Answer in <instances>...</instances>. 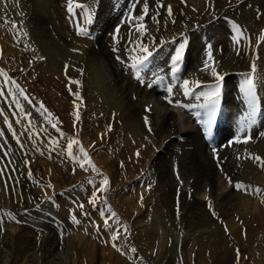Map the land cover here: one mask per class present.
Masks as SVG:
<instances>
[{
    "label": "bare ground",
    "instance_id": "6f19581e",
    "mask_svg": "<svg viewBox=\"0 0 264 264\" xmlns=\"http://www.w3.org/2000/svg\"><path fill=\"white\" fill-rule=\"evenodd\" d=\"M107 1L109 0H72V5H81L89 12L76 6L72 7L71 13L68 11V0L60 1V7L64 5V9H60L62 11L54 17V23L59 24L55 29L60 39L58 42L56 40L57 47L44 34L50 33L44 26L42 5L38 1L2 0L0 5V17L12 21L21 18L22 22L16 27L31 38L25 40L27 44L21 47L26 54L36 56V64L42 70L52 61L55 53L57 57L62 47L71 45L76 55L74 59L71 58L68 75L71 80L80 81L83 90L81 96L89 107L88 114L94 113L93 115H99L109 122L110 140L119 148L118 157L132 156L134 159L128 166L137 162V167H125V171L130 174H127L128 177L138 179L135 184L129 181L132 184L118 190L115 201L110 200L112 197L106 198L109 193H103L107 202L104 214L109 223L107 227L99 229L107 241V245L100 246L102 260L99 264H264V165L255 160L256 156L264 160V41L260 40L264 32H257L264 22V0L151 1L152 11L143 21L137 17L131 19L133 15L115 16L112 13L115 12L113 5ZM114 2L123 5L126 3L121 0ZM161 4L165 7H160ZM140 5H145V1L141 0ZM169 5L172 7L171 17L167 13L166 6ZM142 8L144 6L141 10ZM71 14L78 15L80 26L85 28L90 24V27L94 26L96 30L102 31L100 37L103 42L100 39L82 40V43L87 42L85 48L74 43L76 35L67 23L70 21L67 15ZM91 14L105 18L106 25L101 21L97 22ZM220 15L228 18H221ZM121 18L125 21V18H129L126 26L128 32H123V41L112 52L107 50L105 32ZM140 23L145 25L144 35L136 31ZM234 25L244 33L242 45H237L232 40ZM20 28H26L29 32ZM34 37L36 39L32 40ZM40 37L47 38L48 41L44 43L45 41L39 40ZM183 37H187L189 43L180 64L182 80L179 83L187 79L193 90L189 97H184L182 90H179L186 101L191 99L197 101V104L203 103V97L197 100V95L209 91L216 83L210 71L203 69L207 56L206 44L211 43L213 46L217 71L225 77L221 97L225 115L220 132H230L231 107L236 106L244 112L242 123L245 122L249 109L240 92V85L251 73V64L256 63L257 72L254 76L258 89L257 114L252 126L238 135L241 140L250 136L247 143H234L233 139L216 151H206L197 131L184 113L162 104L152 90L138 87L134 77L129 76L134 58L142 55L138 47L141 42L146 43L153 52L150 59L156 58L162 65H167L171 63L175 49ZM98 53L103 57L102 65L97 59ZM80 56L86 57L89 62H83ZM115 56L123 63L114 59ZM56 64H52V69H56ZM100 79H103L105 88ZM196 81L201 84L198 91L195 90ZM74 86L78 88L76 84ZM35 110L41 109L36 106L34 113ZM146 119L148 124H145ZM0 127H3L1 121ZM149 127L151 131L148 130ZM0 140V169L8 170L13 160L17 170L21 172H18L21 174V182H24L23 173L27 167L23 165V150L12 143L6 131L0 136ZM5 149L7 155L4 154ZM136 153H140L139 157ZM109 169L114 168L109 164L100 168L104 170V176L110 179L111 189L115 185L113 175L125 178L126 172L121 169V175H118L116 170L110 173ZM0 176L10 178L6 173ZM37 180L43 188V180ZM236 184L242 185L243 190H238ZM35 191L37 190H28V197L20 199L17 195L10 196L9 201L8 197L4 199L0 188V264H78L80 253L95 254L99 246L94 237L99 235L96 233L93 237L88 236L90 239L87 241L82 238L85 232L92 235L90 232L95 229L89 231L87 227L91 225L81 219L79 225H74L71 219L63 216L65 211L52 208L46 202L37 207L32 200L37 202L43 195H37ZM29 201L33 204L27 203ZM209 202L216 216L209 210ZM43 206L54 211L41 212L39 208ZM111 212L116 213V216L112 217ZM58 214L63 217L60 223H55L53 217ZM98 214H92L91 221L93 226L95 220L100 227L104 224V219ZM25 218L43 221L48 218L47 221H53L60 228L48 223L43 225L40 232H36ZM113 225L119 228V233L125 232L130 236L128 243L123 247L118 246L120 254H116L117 249L112 246L118 242L111 239L116 234L115 228L110 227ZM132 248L136 252L133 253Z\"/></svg>",
    "mask_w": 264,
    "mask_h": 264
},
{
    "label": "rangeland",
    "instance_id": "374dc122",
    "mask_svg": "<svg viewBox=\"0 0 264 264\" xmlns=\"http://www.w3.org/2000/svg\"><path fill=\"white\" fill-rule=\"evenodd\" d=\"M4 2H7V0H3ZM39 2L41 5H42V9H41V14H42V16H43V18H44V26H45V28L47 29V31L50 33L49 35H51L50 37H49V35L48 34H46L45 32H44V34L46 35V36H48V38H49V40L56 46L57 45V42L60 40L59 39V37L57 36L58 34H57V32H56V27H59V24L58 23H54V20H55V18H56V16H57V14L58 13H60L62 10H60V9H64V5L62 6V7H60V4H61V2H62V0H36V2ZM61 1V2H60ZM121 1H123V2H126L125 3V5H123V4H115V2H114V0H109V1H107L108 3L110 2L112 5H113V7H114V10H115V12H112V13H114L115 14V16H117V17H123V16H132V17H130L131 19L132 18H134V17H139L140 15H141V13H142V10H141V7H145V6H147L148 7V14H147V16L151 13V7H150V3H151V1H158V0H144L145 1V5H143V6H139V3H140V1L141 0H130L129 2H127L128 0H121ZM49 3V4H48ZM51 4V5H50ZM134 6H133V5ZM0 5H2V0H0ZM94 5V4H93ZM92 5V8H93V10H94V6ZM116 5V6H115ZM55 6V7H54ZM124 6V7H123ZM129 6V7H128ZM137 6V7H136ZM0 7H2V6H0ZM72 7H76L75 5H72ZM83 7V6H82ZM120 7V8H119ZM131 7V8H130ZM136 7V8H135ZM56 8V9H55ZM59 8V9H58ZM46 9V10H45ZM83 9L84 10H87L86 8H84L83 7ZM132 9V10H131ZM143 9V8H142ZM88 11V10H87ZM89 12V11H88ZM128 12V13H127ZM130 12V13H129ZM123 13V14H122ZM213 13V12H212ZM130 14V15H129ZM136 14V15H135ZM1 15V14H0ZM91 15H93L96 19H97V22L98 21H101L102 22V24H104V25H106V23H105V18H103V17H101V16H97V15H95V14H91ZM138 15V16H137ZM20 16V15H19ZM77 16V18H78V15H76ZM146 16V17H147ZM221 16V18H228L226 15H220ZM55 17V18H54ZM67 17H69V15H67ZM52 19V20H51ZM79 19V18H78ZM125 19H127V21H125V20H123V18H121V20L115 25V27H118L119 28V36H120V38H121V40H120V42H117V43H112L109 39H107V37H106V42H107V47L109 48V49H107V50H111L112 52H115L117 49H118V46H117V44L118 43H121V41H123V32L125 33V32H128L127 30V28H126V26H128V24H129V18H125ZM2 20V21H1ZM8 20V21H7ZM10 19H8V18H3V17H0V46H2L3 47V52H2V57H4V61H6V62H4V65H9V67H10V71L12 72V73H15V71H16V69L14 68V66H16L17 64H19V63H21L20 65H21V67L23 68V70L25 71V69H27L28 71H29V74H27V70H26V72H25V76L22 78L23 80H27V82H28V79L27 78H31L32 76L34 77L35 76V79H31V82L29 83H27L26 81H24L25 82V84L28 86V89H29V91L31 92V93H33V94H35V95H37L36 97H34V102H35V105L36 106H40V104L42 103L44 106H45V108L47 109V106L49 105L54 111H55V113L63 120V121H65V119H66V125H67V128L69 127L70 129H71V125H72V123L74 122V119H75V116H76V114H77V112L79 113V111H76V109L74 108V106H73V104L72 103H70V99L72 100V98H70L69 99V96H68V92H70V89H71V92L72 93H78L80 96H81V94L83 93V90H81L82 88H81V86L79 85H77L78 86V88H75V83H71V78L69 77V75H68V72H69V66H70V64H71V58H73L74 59V56L76 55V53L74 54L73 53V49H72V47H71V45H69V47H67V46H65V47H62L61 48V50L60 51H58V55H57V57L55 56L56 55V53H55V55H54V58L52 59V61L48 64V65H45L44 66V70H42V67L41 66H39L38 64H36L37 63V61H36V56L35 55H28V54H26V52H25V50L23 49V47H21L22 45H26L27 43H26V41L28 40V39H31L30 38V36H29V34H24L25 32L24 31H20L19 29H17V27L16 26H18L17 24H19L20 22H22L21 21V18L20 19H17V20H10ZM81 20V19H80ZM139 20V19H138ZM216 20H218V19H216ZM215 20V21H216ZM10 24H9V23ZM15 23V24H13V23ZM16 22H18V23H16ZM124 22V23H123ZM50 23V24H49ZM4 25V28H1V25ZM99 24V23H98ZM119 24V25H118ZM10 25V26H9ZM82 25V24H81ZM100 25V24H99ZM114 25V24H113ZM113 25H111V27L113 26ZM53 26V27H52ZM120 26V27H119ZM51 27V28H50ZM82 27V26H81ZM9 34V35H11L15 40H12L9 36H7L5 33H4V30ZM20 29H23V30H26L27 32H29V30L28 29H26V28H20ZM261 29H262V31H261ZM264 22H263V24L262 25H260V27L258 28V30H257V32H264ZM133 30V29H132ZM107 31H111V28H110V26H109V28L108 29H106V32ZM105 32V33H106ZM54 38H53V37ZM57 36V37H56ZM36 38L34 37V39L32 38V40H35ZM39 39V38H38ZM43 39V40H42ZM53 39V40H52ZM55 39V40H54ZM59 39V40H58ZM96 39H100V41H102L103 42V40L101 39V37H100V34H97V37L94 39V40H96ZM26 40V41H25ZM39 40H41L42 42L43 41H45L44 43H46V41H48L47 40V38H41L40 37V39ZM56 40H57V42H56ZM94 40H92V41H94ZM81 41V42H80ZM56 42V43H55ZM73 42L74 43H76V44H78L79 46H83L84 48L87 46V42L86 41H84L83 43H82V40L81 39H79L78 37H76V38H74L73 39ZM80 43V44H79ZM82 44H84V45H82ZM104 44H106V43H104ZM13 45L14 46H16V47H18V49H15V48H13ZM10 47V48H9ZM57 47V46H56ZM92 47V46H91ZM34 48V46H32V49ZM31 49V50H32ZM24 50V51H23ZM20 52V53H19ZM65 52V53H64ZM72 52V53H71ZM67 53V54H66ZM60 54H62V55H60ZM65 54V55H64ZM72 54H73V56H72ZM19 55V56H18ZM28 55V56H27ZM67 55V56H66ZM24 56V57H23ZM39 56V55H38ZM61 56V57H60ZM70 56H72V57H70ZM13 57H17L16 59H14ZM69 59H68V58ZM81 58H82V60H83V62L85 61V62H89L88 61V59L86 58V57H84V56H80ZM84 57V58H83ZM19 58V59H18ZM100 58H102V59H99ZM115 58H117L116 56L114 57V59ZM28 59H29V61H28ZM97 59H98V61L101 63L100 65H102V62H103V57H102V55L100 54V53H98L97 54ZM30 60H32V66H31V68L29 67L30 66V64H29V62H30ZM64 60V61H63ZM68 60V61H67ZM70 60V61H69ZM10 62H12V63H10ZM34 62V63H33ZM58 62V63H57ZM61 62V63H60ZM67 62V63H66ZM53 63H57L58 65H59V68L61 69V72H60V69L58 68V65L56 64V69L54 70V69H52L53 67H52V64ZM70 63V64H69ZM96 63V62H95ZM88 64V63H87ZM86 63H84V65H87ZM97 65V64H96ZM51 66V67H50ZM65 66V67H64ZM33 67V68H32ZM46 67L47 68H50L49 70L48 69H46ZM8 68V67H7ZM6 68V69H7ZM16 68H17V66H16ZM58 68V69H57ZM68 68V69H67ZM36 69V70H35ZM46 70H48L49 71V73H47L46 72ZM52 70H54L55 72H57V73H54V71H52ZM67 71V72H66ZM33 72V73H32ZM36 73V74H35ZM61 73L62 74H64L66 77H61ZM56 74V75H55ZM60 76H59V75ZM40 75V76H39ZM45 75V76H44ZM58 78H62L61 79V82L59 81V79ZM65 78H70V80H69V83H65ZM47 80H48V82H47ZM50 80V81H49ZM100 81H101V85L103 86L105 83H104V81H103V79H100ZM43 82V83H42ZM65 83V84H64ZM104 83V84H103ZM29 84V85H28ZM46 84V85H45ZM71 84H72V86H71ZM204 84V83H203ZM30 86H31V88H30ZM74 88L76 89V90H74ZM103 88H105V85L103 86ZM80 89V90H79ZM200 89V87L199 88H196L195 90L196 91H198ZM63 90H64V92H63ZM65 94V95H64ZM81 98H82V96H81ZM73 100H75V99H73ZM81 100V102H79V110H80V119H79V121H78V131H79V135H81L80 136V138H81V141H82V143L87 147V150L88 151H91L90 152V159H91V161H92V164H94L95 165V167H96V169H97V171H92V169L90 168V167H88L87 166V164L85 165L86 166V169L87 170H85V169H82V168H80V165H79V162H74V161H71V162H69L68 160H67V162L65 163L64 161L65 160H63V157L61 158V156H59L58 157V160L59 161H53L52 160V158H50L48 161H43L44 163H45V169L43 168L42 170H38V169H36L35 170V168H33L32 167V169H30V168H26L27 170L23 173V181L24 182H21V174H19V173H21L19 170H17L16 171V174H17V177H15L14 179H12V181L11 182H9V179L10 178H8L7 176L6 177H3V176H0V181L2 180L1 178H5L4 179V183L2 182V185H0V188H1V192H2V194L4 195V199H6V197H8L7 199L9 200H11V198H10V196H16L17 195V197L20 199V198H24V197H28V196H26V193L28 192V190H37V191H35L36 193H37V195H38V193H39V189H40V187L41 186H36L35 184L37 183L36 182V180L37 179H41V180H43V182H44V185H42L43 186V188L46 190V187H45V180L46 179H48L50 182H51V184L54 186V187H60V186H65V185H67V184H69L70 182H72V181H74L77 177H79V175L80 176H89V178L91 179V180H93V183H94V186L96 187L95 189H98V187L100 186V183H101V181H100V183H98L96 180H94V175L96 174V173H100V172H102V175H101V177H100V180H102L105 176V174H104V170H100V168H102L103 167V165L104 164H109V165H111L114 169H109V171H110V173H112V171L114 170H116L115 172H117L118 173V175H121V174H119L120 173V171L119 170H124L125 171V167H132V166H135V167H137V162H134V164L135 165H130V166H128L129 164H130V162L132 161V159H134L132 156H129V155H127V156H117L118 155V151H119V148L117 147V145L116 144H114L113 142H112V140H110V134H111V131H109V128H110V125H109V122L108 121H106V120H103V118L102 117H100L99 115H93V114H88V110H89V107H88V105L87 104H85V102H84V100H83V98L82 99H80ZM40 108V107H39ZM65 108V109H64ZM74 108V109H73ZM64 109V110H63ZM71 110V111H70ZM48 111V110H47ZM47 111L45 112V111H43L42 110V112H44V115H43V117H42V121H46L47 119H46V115H45V113H47ZM69 112V113H68ZM71 112H73V114L71 113ZM72 114V115H71ZM71 115V116H70ZM45 116V117H44ZM97 116V117H96ZM111 121V120H110ZM94 123V124H93ZM90 125V126H89ZM95 127H94V126ZM87 126V127H86ZM109 126V127H108ZM103 127V128H102ZM104 127H106L105 129H104ZM93 128V129H92ZM96 129V130H95ZM83 130V131H82ZM96 132H95V131ZM5 131V129L3 128V127H0V133H3ZM82 132V133H81ZM106 135V136H105ZM86 136V137H85ZM105 136V137H104ZM92 141V142H91ZM78 154H80V153H78ZM61 158V159H60ZM126 159V160H125ZM41 160V159H40ZM40 160H37V167H39L40 166V164H42V162L40 161ZM119 163H121V164H119ZM117 164H118V169L119 170H117ZM47 165H49L48 167H47ZM69 165H72L73 166V168L72 169H68V166ZM122 167V168H121ZM38 170V171H37ZM71 170L73 171L72 173H71ZM122 170H121V172H122ZM29 171H31L32 172V176L33 177H31V178H29L28 177V172ZM84 171H85V173H84ZM119 171V172H118ZM19 172V173H18ZM39 172V173H38ZM126 173H125V178H123L122 177V175L120 176V177H118V176H116V174L115 175H113V179H114V182H115V185L111 188V189H109V187H108V191H105V192H107V194H108V197H106V198H111L110 200H117V199H115V198H117L116 197V195H115V193L118 191V190H120V189H124V188H126V186H128V185H130V184H132V183H130V182H137L138 181V179L136 178V179H133V178H130V177H128L127 176V174L129 173L128 171H125ZM84 173V174H83ZM79 174V175H78ZM24 175H25V177H24ZM78 175V176H77ZM128 175H130V174H128ZM39 176V177H38ZM50 176V177H49ZM57 176V177H56ZM111 176H112V174H111ZM29 178V179H27V178ZM62 177V178H61ZM18 178V179H17ZM20 180V181H19ZM26 180H29V181H26ZM109 181H110V179H109ZM111 181H113V180H111ZM130 181V182H129ZM142 182H144V181H142ZM25 183H26V185H25ZM30 183V184H29ZM134 183V184H135ZM17 186H15V185ZM57 184V185H56ZM6 185V186H5ZM30 185V186H29ZM123 185V186H122ZM32 186V187H31ZM36 188H35V187ZM39 187V188H38ZM123 187V188H122ZM17 188V189H16ZM30 188H34V189H30ZM42 188V187H41ZM2 189H4L5 190V192L3 193V191L4 190H2ZM10 189H12V190H10ZM84 189H85V187H83V189L80 191L83 195H84ZM86 189H87V191L89 192L90 191V189H91V186L90 185H88L87 187H86ZM6 191H8V193H6ZM15 191V192H14ZM47 191V190H46ZM110 191V192H109ZM10 192V193H9ZM15 194V195H14ZM19 194H21V195H19ZM91 194H92V191H91ZM7 195H9V196H7ZM39 195H40V193H39ZM82 195V196H83ZM114 195V196H113ZM100 197H101V200H104V201H101V200H99L100 199ZM114 197V198H113ZM105 198V194H103V193H99L98 194V197H97V203L95 204V205H97V206H100V208H99V210H98V215H100V209H103V210H105L104 208H105V206H106V204H104L105 203V200H106V198ZM9 200V201H10ZM79 200H81V199H79ZM33 201V203L35 204V203H37V202H35V200H32ZM32 201H29V202H27V203H29V204H33V203H31ZM38 201V200H37ZM8 202V201H7ZM81 202L83 203V204H85V205H87V206H90L91 204L89 203V201H84V200H81ZM65 202H61L60 203V206H59V210H61V211H64V209H62V207H63V204H64ZM136 204V203H135ZM88 211V212H87ZM85 212H86V214L88 215V213H89V219H91V218H93V215L92 214H94L95 212L94 211H92V210H89V209H87V210H85ZM96 214V213H95ZM94 222H95V224H96V221L94 220ZM103 226H105V224H103V225H101L100 227L99 226H97L96 228L97 229H95V227L93 228V226H90L91 228H93V229H91L90 227H87V229L89 230V231H93L94 229V231L93 232H90V233H92V235L91 234H89V233H86L85 232V234H84V236H82V238H83V241H87V240H89L90 239V237H88V236H92L93 237V235L95 236L96 235V233H97V235L99 234V232H102V231H99V229H102V228H105V227H103ZM110 227H112V228H115V230H116V235H117V240H118V242L116 243V245H117V247L118 246H121V247H123V245H125L126 244V242L128 243V241H130V236L127 234V233H119L118 231V227L116 228V226H110ZM110 227H109V229H110ZM91 229V230H90ZM118 230V231H117ZM96 231V232H95ZM126 231V230H125ZM111 233L113 232V231H110ZM102 237H100V236H95L94 237V239L96 240V243L98 244V249H97V247H96V245H95V250H96V252H95V254L94 253H90L89 255L87 254V253H80L81 255L80 256H78V264L80 263V264H93L92 262L94 261V264H95V260L97 261V264H99L100 262H101V260H102V256L100 255L101 253H100V248L102 247V246H104L105 244L107 245V241H106V237L105 236H103V234L101 235ZM128 237V238H127ZM127 238V239H126ZM129 239V240H128ZM102 241V242H101ZM124 241V242H123ZM101 243V244H100ZM85 245H86V243H85ZM102 245V246H101ZM101 246V247H100ZM99 250V251H98ZM120 251H115V253L116 254H120L119 253ZM87 254V255H86ZM96 254H97V256H96ZM93 256V257H92ZM95 257H97V258H95ZM91 258H92V260H91ZM100 258V259H99ZM99 259V260H98ZM90 260H91V262H90ZM100 261V262H99Z\"/></svg>",
    "mask_w": 264,
    "mask_h": 264
},
{
    "label": "snow or ice",
    "instance_id": "6c2138e0",
    "mask_svg": "<svg viewBox=\"0 0 264 264\" xmlns=\"http://www.w3.org/2000/svg\"><path fill=\"white\" fill-rule=\"evenodd\" d=\"M183 2V0H182ZM69 3V7H68V11L71 13L72 12V0H68ZM77 7H82L81 5H76ZM160 7H165L164 5H160ZM167 7V13L169 15V17L172 16V7L166 6ZM148 14V7L145 6L142 9V13L141 15L138 17V19L140 21H143L146 16ZM135 19V17H134ZM234 30H235V34L232 36V40L235 44L237 45H242L243 44V39L242 37L244 36V33H242L241 28L236 27L235 25L233 26ZM136 31L141 33V35H144L146 32V28L145 25L143 23H140L137 28ZM78 34H83V29H80ZM260 40L264 41V35L260 36ZM189 41L187 39V37H183L181 39V41L178 44V47L175 49V54L171 59V67H170V72L172 74L173 77L176 76V74L180 71V64L183 61L184 57H185V52H186V47L188 45ZM139 51L140 53H142V55H139L137 57L134 58V62L131 64V69L134 71L135 76L137 78V80L141 79V72L142 70L147 68L148 62L150 61V58L153 57V52L150 50L149 46L144 43L141 42L139 45ZM206 49H207V56H206V60L203 64V69L210 71L212 77L215 79L216 83L210 88L209 91H205V92H201L199 95H197L196 99L199 100L201 97H203V103L199 104L198 107L200 109H203V119L201 121L202 125H203V129L204 131H206L209 135L212 133L213 131V126L216 124L217 121V115L221 110V97H222V91H223V82L225 80L224 75L220 74L217 71V67L215 65V61L213 59V46L211 45V43L206 44ZM118 62L123 63V61L120 60L119 57H117ZM257 72V65L255 62H253L251 64V73H249L243 80V83L240 85V92L243 94V98L245 100V102L247 103L248 109H249V113L248 116L245 118V122L242 123L240 131L241 133L245 132L246 128H250L252 126V124L255 122L254 118L256 117L257 114V97H258V89H257V82L255 80V76L254 74ZM5 85L11 84L13 86H15L16 90L19 92V95L23 97L24 100L29 101V103H31L30 97L20 88V86L16 83V81L14 79H7L5 78L4 81ZM71 83H75L76 85H80V81L78 80H72ZM196 87L199 88L201 87V84L199 81H196ZM180 89L182 90V94L184 97H189L192 95V90L190 88V82L187 79H184L182 84L180 85ZM71 91V89H70ZM167 93L169 96H171L173 94V87L169 86L167 88ZM3 92H0V95H3ZM10 95L13 96V101L16 103L17 107L20 108V111L23 113V107L19 105L18 100L15 97L14 93H9ZM74 97L76 100H80L82 99L81 96L77 93L74 94ZM169 104H172L173 101L171 99L168 100ZM40 109L43 111H47V109L45 108V106L41 103L40 104ZM148 111H150V109H148ZM28 115V114H25ZM51 114L49 113V116ZM201 114L199 112H197V116H200ZM47 119V122L51 124V127L53 129H56L57 132H59V128H57V124L53 123L51 119ZM80 119L79 117V113L77 112L76 114V120L78 121ZM7 123V121H6ZM145 124H148L147 119L145 120ZM7 127L9 129V131L12 132V136L16 139V143L18 145H20V140L19 137L17 136V133L15 131H12V124L11 123H7ZM111 130V128H109V131ZM149 131H151V128L149 127L148 129ZM3 133H0V136H2ZM60 135L62 136L63 133H60ZM251 137L248 136L247 138L241 140L240 136H237L234 143H247L249 141ZM52 144H56V141H51ZM80 142L78 140H70L67 144V154L70 158H72L74 161L79 162L80 168L82 169H86L85 166V162L87 163V166L90 167L92 169V171H97L96 167L94 164H92L91 159L88 156V153L84 150L83 147L79 148V153L82 157V161L78 160L77 157L73 156V145H77ZM21 149H23V145H21ZM4 154L7 155V150H4ZM137 157H139L140 153H136ZM255 160L259 161L262 165H264V160H261V158L259 156L255 157ZM0 174H5V170L4 169H0ZM32 176V172L29 171L28 172V177L31 178ZM12 179H14V177H11ZM47 187H51V185H47ZM109 187V180L107 177H104L101 180L100 186L98 187V189H95L92 193V196L89 200L90 204L95 205L97 202V197L99 193H104L105 191H107ZM235 187L238 190H243V186L240 184H236ZM257 192H259V190H256ZM143 200V197H141V201ZM107 202L105 201V204ZM78 207L82 210L84 208L83 204H79ZM209 210L212 211V205L211 202H209ZM109 211H111L109 209ZM179 211V209H178ZM100 215L101 217L104 219V224L107 227L108 226V218L105 217L104 214V210L100 209ZM212 215L216 216V212L212 211ZM111 216L115 217L116 213L111 212ZM71 222L74 225H79L80 220L77 219V217L73 214L71 215ZM111 239L113 241L117 240V235L113 234ZM114 248L117 249V251H119L120 249L117 247V245L115 243H113L112 245ZM131 251L134 253L136 252L135 248H132Z\"/></svg>",
    "mask_w": 264,
    "mask_h": 264
}]
</instances>
